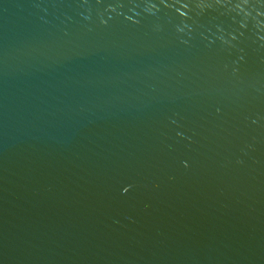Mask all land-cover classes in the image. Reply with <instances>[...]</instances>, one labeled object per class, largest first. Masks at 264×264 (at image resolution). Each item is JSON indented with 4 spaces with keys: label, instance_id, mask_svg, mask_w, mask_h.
Segmentation results:
<instances>
[{
    "label": "water",
    "instance_id": "obj_1",
    "mask_svg": "<svg viewBox=\"0 0 264 264\" xmlns=\"http://www.w3.org/2000/svg\"><path fill=\"white\" fill-rule=\"evenodd\" d=\"M0 264H264V0H0Z\"/></svg>",
    "mask_w": 264,
    "mask_h": 264
}]
</instances>
